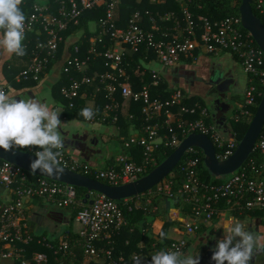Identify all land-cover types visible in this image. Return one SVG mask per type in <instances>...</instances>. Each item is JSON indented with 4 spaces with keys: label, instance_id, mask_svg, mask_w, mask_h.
I'll use <instances>...</instances> for the list:
<instances>
[{
    "label": "built area",
    "instance_id": "built-area-1",
    "mask_svg": "<svg viewBox=\"0 0 264 264\" xmlns=\"http://www.w3.org/2000/svg\"><path fill=\"white\" fill-rule=\"evenodd\" d=\"M150 1L160 5V9H165L169 4L167 0ZM122 2L64 0L57 15H53L49 7L36 6L32 14L25 16V36L40 28V35L44 37L31 51L30 64L18 75L17 80L33 79L38 82L51 60L56 58L60 46L66 42L63 33L71 24H78L86 11L104 7L105 17L100 20V31L88 40L86 50L75 44L66 55L60 81L63 78L64 82L66 77L68 82L60 90L61 97L67 101L69 108L76 109L78 101L86 99L87 102L90 97L96 98L97 93L104 95L103 122L117 123L123 106L129 102L141 104L145 117L142 133L125 141L115 168L92 167L67 151L63 152L62 166L80 174H83L82 171L85 173L83 175L91 174L93 179L108 185H123L139 180L150 166L155 165V158L151 157L155 149L164 146L176 149L191 134L206 135L215 146L218 160L228 159L241 141L234 126L232 136L226 138L215 124L207 122L206 119L210 118L207 109L198 103L192 107L184 104L188 97L181 91L175 90L166 99L160 95L154 96V93L162 91V70L174 67L182 58L197 54L219 56L232 53L240 61L249 84L241 105L237 104L238 109L232 113L231 119L234 125L241 117L251 122L255 115L252 110L256 106L258 108L264 96V53L244 29L241 17L212 22L203 14L194 15L185 6L182 10L185 24L173 11L161 13L160 9L155 12L138 10L123 21L117 12ZM253 6L264 16V0H253ZM136 54H142L140 64L134 60ZM155 66L159 67L158 70L154 69ZM147 74L150 81L146 80ZM132 76L141 79L137 81ZM90 88L94 90L90 91ZM198 111L200 119L185 118ZM163 113L166 116L164 126L172 133L169 138L162 133L160 115ZM99 122L96 114L91 121L85 120L87 125ZM28 150L35 155L41 149ZM189 151L191 156L182 165L186 179L179 194L189 207L191 218L172 219L168 214L169 219L182 222L183 228L177 231L180 237L163 240L154 235V241L150 244L146 241L140 243L138 252L129 255L120 252L118 256L116 239L129 224L127 212L131 213L134 209H142L145 213L158 212L161 210L159 203L168 200L171 206L167 210L171 211L175 194L168 182L139 196L120 201L93 193L92 205L81 204L77 188L46 178L31 180L28 172L22 168L0 160V185L13 197L9 204L0 207V264L4 261L11 264H54L53 259L57 264H78L75 247L63 236H59L58 243L54 245L55 239H47L32 232L27 213V205L32 200L44 201L60 210L83 207L75 219L79 231H74L83 239L81 247L85 260L80 264H135L136 257L142 258V264H151V256L160 250H179L185 254L190 238L203 225L211 224L227 213L235 217L236 213H246L264 220V128L254 150L257 152L255 158H250L237 172L224 177L223 182L200 178L196 171L198 159L194 148ZM142 153L144 159L134 161L136 154ZM37 246L46 248L52 255L38 251Z\"/></svg>",
    "mask_w": 264,
    "mask_h": 264
},
{
    "label": "trees",
    "instance_id": "trees-1",
    "mask_svg": "<svg viewBox=\"0 0 264 264\" xmlns=\"http://www.w3.org/2000/svg\"><path fill=\"white\" fill-rule=\"evenodd\" d=\"M64 0H50L48 3V7L50 8V12L53 15H57L59 9L61 8L62 2ZM169 3L165 6V9H160L161 6L157 4H152L150 0H123L121 5L117 8V12L120 13L122 20L124 21L127 19L130 15H132L135 11L138 10H151L153 12L160 9L161 13H166L173 11L176 15V17L183 23V14L182 10L185 6H188L194 15L203 14L208 19H210L212 22L221 21L228 17H237L240 16L239 8L242 4V0H184L182 3H177L174 0H167ZM199 6H202L203 8L200 9ZM35 3L34 0H23V4L21 5L22 11L25 16H28L32 14L35 10ZM254 14L262 20L264 23V16L261 15L253 6ZM105 17V10L104 7H96L93 10L86 11L79 20L78 24H71L70 28L63 33V36L65 37L66 42L63 43L60 46V50L56 56L55 59L51 60L49 65L47 66V69L45 72L52 67L57 62L64 63L65 60V50L67 54L69 49H73V46L75 44L83 46L84 51L88 47V40L97 35L100 31V20ZM162 25V24H161ZM170 25V24H169ZM41 29H37L34 33H28L24 40H23V46L27 45L26 54H31V51L35 48L37 43H39L43 39V35H40ZM142 54H136L134 56V60L136 61V64H140V60ZM144 60V59H143ZM44 72V73H45ZM43 73V75H44ZM139 77V76H138ZM132 79H135L137 81H140L141 78H137L132 76ZM150 76H146V80L150 81ZM30 82H36L33 79L31 80H23L21 84H28ZM61 85L58 88L59 92V99H61L60 102V108L64 113V116L68 120L79 118L82 120H85L84 117L80 116V111L87 107L89 103H93L94 110L96 115L98 116V119H100L101 122L97 123L99 126L102 125L103 127H109L113 131V137L116 138L120 145L124 146L125 141L129 140L131 137L141 134L142 133V127L145 124V117L142 113V105L139 103H127L126 106H123L122 113L119 115V121L117 123H111L110 121H102V112L104 105L106 103V99L104 98V95L97 93L96 98H89L86 102V99L83 101H78L76 104V109H71L68 107L67 101H64V99L61 97L60 90L62 86L68 82V79L64 77L60 81ZM161 92L154 93V96L160 95L161 98L166 99L168 98L172 93L175 92L174 89H171L169 85L167 84V81L163 79ZM94 90V88L89 89ZM193 100H200L198 97H192ZM192 99H186L184 101V104L192 107L195 103L192 102ZM260 101V99H259ZM201 105V104H200ZM257 106L253 108V113H256ZM174 111H178V109H174ZM132 116V117H131ZM188 117V119L186 118ZM187 120H197L200 119V111H198L193 116H185ZM166 120L165 114L160 115V123L163 125V135L166 137H170L172 133L169 132V129L164 126V122ZM209 124H214L213 119L208 118L206 119ZM250 125L249 119H246L244 117H241L240 121L234 125L235 131L240 139L243 138L246 131L248 130ZM35 148V147H33ZM25 152H30L28 149H20ZM175 149H170L167 147H159L158 149H155L153 153L151 154L152 158H155V165L150 166L146 173L142 176H146L148 173H150L154 168H156L158 165H160ZM64 153L66 152L64 149L62 150ZM194 152L196 153V157L198 159V164L196 171L198 173V176L200 178L206 179L207 181L215 180L217 182H223L225 181L224 177L216 178L214 177L205 167L204 165V154L200 149L194 148ZM218 152V148H217ZM32 153V152H31ZM257 152L255 151L250 158H255ZM191 156L190 151L186 153L185 157L181 161V163L175 168V170L164 180L162 181L159 186L164 184V182H168L171 185V190L175 194L174 199L172 200V209L177 210L181 213V215L184 217V220L190 219L189 214V207L187 204H185L182 200V196L179 194L180 189L183 185V180L186 179V173L182 170V165L187 160L188 157ZM116 158L117 157H110L106 161V168H115L116 167ZM144 159V153L136 154V157L134 158V161L140 162ZM85 162V161H84ZM87 163V162H85ZM88 164V163H87ZM81 173L85 174L84 172L80 171ZM29 174V177L31 180H38L43 179L42 177ZM88 177L94 178L91 174H86ZM87 194V191L85 189H77V196L78 201L83 204V200ZM160 208L161 210L158 212H147L145 213L142 209H134L131 213L127 212L126 215L128 216L129 224L128 226L124 227L121 231L120 236L116 239V256L119 255L121 252L122 254L129 255L134 252L139 251L140 243L142 241H146L148 244L154 241V234L156 236H159L161 238L160 233L157 234V231H155V224L157 221H161L164 223L162 232L167 234V230L172 227L173 225H176L178 228H183V224L180 221H173L168 218L169 211L167 210V206L165 201H161ZM82 206H77L75 209L72 210H62L65 212L67 216H64L60 213H51L50 217L52 220H54L56 223L60 222L62 219L67 223V225L64 228V232L60 235L63 236V238L68 241V243L75 247L74 250L78 253L77 263L80 264L85 260L84 256V250L81 247L83 244V239L80 237V235L73 231L72 224L75 222L77 213L82 209ZM237 217L239 219L245 218L247 215H238L236 213ZM217 219L214 220L216 222ZM207 227V225H204L200 228L198 232H202L203 229ZM162 239V238H161ZM164 240V238H163ZM58 243V237L55 238L53 241V244L56 245ZM189 245L187 246V248ZM36 249L41 252H47L49 255H52V252L47 250L46 248L42 246H37ZM55 257V256H53ZM56 258V257H55ZM54 264H57L53 259ZM66 263H68V260H65Z\"/></svg>",
    "mask_w": 264,
    "mask_h": 264
},
{
    "label": "crops",
    "instance_id": "crops-1",
    "mask_svg": "<svg viewBox=\"0 0 264 264\" xmlns=\"http://www.w3.org/2000/svg\"><path fill=\"white\" fill-rule=\"evenodd\" d=\"M49 1L50 0H46L45 3H40V0H34V3L35 6L48 7ZM24 47L27 48V45ZM67 50L70 51L69 49ZM66 55L67 52L65 50L64 56L67 57ZM29 64L30 54H26L23 57H17L15 55H12L11 57L0 56V90H5L6 93H10L17 100L21 98L38 97L41 101L48 102L50 107L60 108L61 99H59V92L57 91L61 85L60 79L62 76V62H57L52 67H50L44 73V75H42L40 81L21 84V82L17 80V77L22 71L28 68ZM158 68L159 67L155 66L154 69L158 70ZM162 73L164 75V79L167 81V84L171 89L181 91L189 99H192V97H198L199 99L203 100L205 105H208L209 108L212 109V112L207 109L209 111V117L213 119L214 124L220 130L222 136L226 138L232 136V132L231 134L228 133L230 132L228 123L230 118H228V115H224L223 117L217 119L216 116H214L215 112L211 101L215 99L216 95L220 92L217 91V88L226 85L227 87L221 91L222 93L226 94V101H233L236 103L234 105L236 107L235 110L238 109V105H241L244 99L245 91L249 84V78L244 73L242 65L235 55L232 53H223L219 56L197 54L191 58H182L177 65L172 68L162 70ZM228 87L229 90H227ZM192 102L195 103L196 100L192 99ZM59 118L62 123L60 131L62 139H64V150L79 160L86 161L92 167L101 168L100 165L96 163L94 164L92 162L96 158L103 159V149L106 147L107 142L112 139L111 137L113 135V131L115 130L111 129L110 132H107V135H91L90 133H86L85 136L81 134L72 136L70 132L65 129L66 125L69 124L71 120H68L66 116H64L63 111L61 112ZM186 118L188 119V117ZM230 121H232V119ZM101 136H105L103 137L105 140V143L103 144H101V139H103ZM85 142L92 143V155L88 157L86 154L79 152L78 148L75 146V143H81L83 145ZM121 152L122 146L120 145L119 155ZM119 155H117V157ZM106 157L103 159L104 161H107ZM109 158L110 157H108V159ZM104 167H106V162ZM12 200V195L8 192V190L0 185V207L9 204ZM27 207V213L30 218V227L34 234L43 235L44 237H47V239H55L64 232V228L67 223L63 219L56 223L51 219L50 214L60 213L64 216H67L65 212L53 206H46L41 200L30 201ZM169 215L172 219L179 217L181 220H183L184 218L179 211L174 209H171ZM225 216H222L216 222L207 224V227H205L202 232H198L194 237L190 238L189 247L192 244L194 245L195 255H197L198 250L207 244L211 239L216 241L217 246L218 242L225 237V229L219 230L220 225L226 226V224H228L230 221L233 223L240 222L244 225L252 227L254 231L256 229L259 230L264 228V220L254 217V215H247L245 218L239 219L230 214L228 221L224 219ZM159 223L160 227H157L158 229L156 228L157 234L162 232V227L164 225V223L161 221H159ZM58 225H62V230L58 228ZM178 230L179 229L176 225L170 227L167 230L164 240L169 238H179L180 235L177 233ZM74 231L78 232L79 227L77 226V230L74 229ZM189 247L185 251V254L187 255H190ZM3 264L11 263H9V261H4ZM251 264H264V253L258 254L256 256L255 263Z\"/></svg>",
    "mask_w": 264,
    "mask_h": 264
},
{
    "label": "clouds",
    "instance_id": "clouds-1",
    "mask_svg": "<svg viewBox=\"0 0 264 264\" xmlns=\"http://www.w3.org/2000/svg\"><path fill=\"white\" fill-rule=\"evenodd\" d=\"M22 4L23 0H0V56L26 55L23 46L26 17ZM61 112L60 108H52L38 97L17 100L0 90V148L5 151L39 148L41 150L35 152L36 159L30 165L32 174L40 170L42 175L60 178L65 171L62 166L65 145L60 131ZM95 114L91 102L79 113L88 121ZM160 236L165 238L163 232ZM262 253L264 228L249 230L240 222L230 221L225 237L213 249L211 259L215 264H251L253 258ZM134 259L135 264H142L141 257ZM151 264H200V258L179 250H160L151 256Z\"/></svg>",
    "mask_w": 264,
    "mask_h": 264
},
{
    "label": "water",
    "instance_id": "water-1",
    "mask_svg": "<svg viewBox=\"0 0 264 264\" xmlns=\"http://www.w3.org/2000/svg\"><path fill=\"white\" fill-rule=\"evenodd\" d=\"M239 13L244 29L252 35L257 45L264 53V23L254 14L253 0H242ZM227 90H229V87ZM217 91H220V88H217ZM211 103L215 112L214 116H216L217 119L223 117L224 115H228L229 113H233L236 109L234 106L236 103L233 101H226V96L223 98L219 94L216 95L215 99H213ZM263 128L264 96L261 99L256 113L250 122L249 128L241 139L237 149L232 156L224 161L218 160L216 157L215 146L206 135L191 134L185 138L160 165L154 168L146 176L131 183L115 186L108 185L67 168H65L64 175L60 178L42 175L40 170H37L35 175L51 181L71 185L77 189H85L87 194L83 200L84 204H93L94 201L91 199V194L93 193L101 194L111 200L120 201L123 199L139 196L159 185L181 163L186 153L193 148L200 149L203 152L204 165L214 177H226L237 172L245 165V163L254 153L258 138ZM91 145L92 143L85 142L82 147L78 148V151L82 154H86L88 157L92 155L93 149H91ZM34 159H36L34 154L20 149L13 148L10 151H5L4 149L0 148V160L12 163L30 174H32L30 165ZM166 206L167 209L170 208L171 202L169 200L166 201ZM1 214L2 211H0V216ZM247 227L249 230H253L252 227ZM256 230L258 231V229ZM212 248V246L209 247L210 250ZM255 261L256 257L253 258L251 263H255ZM200 264H204V259L200 260ZM210 264H215V262L211 259Z\"/></svg>",
    "mask_w": 264,
    "mask_h": 264
},
{
    "label": "rangeland",
    "instance_id": "rangeland-1",
    "mask_svg": "<svg viewBox=\"0 0 264 264\" xmlns=\"http://www.w3.org/2000/svg\"><path fill=\"white\" fill-rule=\"evenodd\" d=\"M41 2L40 3H45V1L46 0H40ZM195 103H198V104H201V106L203 107V108H206V109H208L210 112H212L211 110V108H209V106L208 105H205V102H203V100H196V102ZM236 108V107H235ZM231 117H232V113H229L228 114V118H230V120H231ZM228 121V123H229V127H230V132H228L229 134H231V132H232V130H233V126H234V124H233V121ZM67 131H69L70 132V134L73 136V135H76V134H81V135H83V136H85V134L86 133H90L91 135H99V134H106L107 135V132H110L111 131V128H109V127H103L102 125H98V124H95V125H87L86 123H85V120H82V119H79V118H74V119H71V121H70V123L69 124H67L66 125V128H65ZM108 129H109V131H108ZM63 130H64V127H63ZM106 130V131H105ZM102 137V136H101ZM103 137H105V136H103ZM102 137V138H103ZM112 139L111 140H109L108 142H107V144H106V147L103 149V155H102V158L104 159L107 155V159H108V157H117V155H119V153H120V142L116 139V138H114L113 137V135H112V137H111ZM100 139V138H99ZM103 143H105V140H104V138L103 139H101V144H103ZM103 159H95L92 163H96V164H98V165H100V167L101 168H106V167H104V165H105V162L106 161H104ZM83 161V160H82ZM86 162V161H85ZM44 202V201H43ZM44 204L46 205V206H50L49 204H47L46 202H44ZM226 216H225V220L226 221H228L229 220V213H227V214H225ZM218 220V219H217ZM216 220V221H217ZM160 221V220H159ZM159 221H157L156 222V224H155V228H157V227H160V223H159ZM227 225V224H226ZM77 226L79 227V225L78 224H76L75 222H73V224H72V228H73V231H74V229H76L77 230ZM58 228L60 229V230H62L61 228H62V225H58ZM163 228V227H162ZM220 229L219 230H223V229H225V232H226V226H222V225H220V227H219ZM158 229V228H157ZM157 229H155V231L157 230ZM198 233V232H197ZM196 233V234H197ZM195 234V235H196ZM194 235V236H195ZM193 236V237H194ZM195 253V248H194V245L192 244V245H190V247H189V254L190 255H192L193 257H196V256H198V254L197 255H195L194 254Z\"/></svg>",
    "mask_w": 264,
    "mask_h": 264
},
{
    "label": "flooded vegetation",
    "instance_id": "flooded-vegetation-1",
    "mask_svg": "<svg viewBox=\"0 0 264 264\" xmlns=\"http://www.w3.org/2000/svg\"><path fill=\"white\" fill-rule=\"evenodd\" d=\"M225 88H226V85H223L222 87H220L219 95L222 96L223 98L225 97V95L221 91H223ZM75 146L76 148H80L83 145L81 143L80 144L75 143ZM210 246H212L213 248L216 246V241L214 239L209 240L207 244H205L198 250L197 254L199 255L200 260L204 259V264H210L211 257L213 255V250H212L213 248L210 250L209 249Z\"/></svg>",
    "mask_w": 264,
    "mask_h": 264
}]
</instances>
